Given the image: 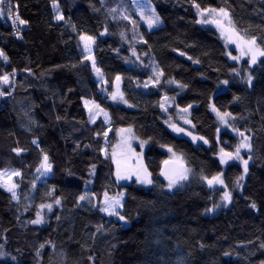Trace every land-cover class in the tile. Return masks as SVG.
Listing matches in <instances>:
<instances>
[{"label": "trees", "instance_id": "16d2710c", "mask_svg": "<svg viewBox=\"0 0 264 264\" xmlns=\"http://www.w3.org/2000/svg\"><path fill=\"white\" fill-rule=\"evenodd\" d=\"M9 1L8 11L25 23L0 21L7 56L0 77H9L0 81V173H19L15 198L0 182V264H264V57L254 66L234 63L199 14L225 9L234 33L264 50V0H149L162 22L155 30L131 0ZM85 35L96 40L99 72L112 87L120 82L128 106L111 101L112 87L104 93ZM153 67L161 82L145 90ZM169 91L174 109L192 108L188 129L203 141L198 146L169 130ZM85 101L111 115L110 123H91ZM212 107L230 129L222 131ZM126 129L148 146L150 187L114 178L111 155ZM240 133L252 141L240 155L246 173L239 159L221 163L224 152L235 157ZM168 148L189 177L175 190L160 176ZM45 156L52 175L39 180ZM221 172L223 187L213 188L209 181ZM124 193L123 220L103 213L106 195Z\"/></svg>", "mask_w": 264, "mask_h": 264}, {"label": "rangeland", "instance_id": "374dc122", "mask_svg": "<svg viewBox=\"0 0 264 264\" xmlns=\"http://www.w3.org/2000/svg\"><path fill=\"white\" fill-rule=\"evenodd\" d=\"M136 15L137 17H140L141 20L143 21L144 25L149 29V30H155L160 28V26L162 25L161 22V18L157 15V13L155 12L153 6L150 4L149 0H131ZM11 4L8 5V7H10ZM2 4L0 5V15H1V19L0 20H4L6 19L7 22H12L15 20V23L20 24L18 20H16L14 14L12 13V11H8V7L6 6L5 11L4 9L1 8ZM55 9V19L58 20L56 17L57 15L62 16L60 10L58 9V7L55 5L54 7ZM4 11V12H3ZM229 14V13H228ZM200 21L207 19L209 21L211 20H220L221 21V25L222 27H218L215 23H201L202 25H207L212 27L214 30H216L218 32V34L221 36L222 40L224 41V44L227 45L228 49H229V56L231 57H239V59H232V61L236 64L240 63L242 60H249L250 61V65L254 66L256 65L259 60H261L264 56H259L257 55L256 57V61L255 63L252 62L251 59V54L248 55H244L241 56V52L240 49L237 48V43H241V41H239L237 39V34L234 33L233 31V26L231 23V17L230 14L228 15L227 18H225L222 14L219 13V11L217 10L216 12H210V11H204V15L201 16L200 15ZM58 21H63V19H60ZM150 21H152V23H150ZM83 37H88V36H83ZM245 40V39H244ZM250 40V39H247ZM81 41L83 42V46H84V51H86V54L88 56V58L91 60L92 65H93V70L94 73L96 75L97 81H99V83H101L102 87H103V91L104 93L108 94L110 88L112 87V85L110 83L107 82V80L105 79L104 76L101 75V73L99 72V74L97 73L96 69H98V67L96 66L95 62H94V55H95V47H96V40H94L92 38V41L89 42V48L86 49L85 48V43L86 41L81 39ZM256 47L260 49L259 44L257 45L256 43ZM1 57V56H0ZM153 70V78L152 80H150L149 82L146 83V85H143L142 88L143 89H147L149 86L152 85H158L161 81H160V72L159 70H157L156 67L152 68ZM228 84L225 85L224 89H228ZM174 88H176L177 90H181L179 88H181L179 85L177 84H172V83H168L167 85V89L173 90ZM169 94H167L165 97V108H166V113L168 115V120H167V126L169 128V130L175 134V136L177 135L178 137L184 138V139H189L190 141H192L196 146H198L199 144L203 143V141L197 137L194 133H192L188 127L190 126V115H191V110L192 108H188V109H181L179 107H175L174 109V105L173 102L168 98V97H174L175 93L172 91L168 92ZM173 93V94H172ZM111 97V101H114L118 104H122L125 106H128V104L125 102L124 97H123V93L121 92L120 87H112L111 92L108 94ZM113 95H115V99H113ZM87 101L84 102L85 105V109L87 112V116H89L91 123H96L97 121H99L100 119H104L107 123H110L111 121V115H108V113L103 110L99 105H97L94 102L91 101ZM98 106V107H97ZM212 107V111H213ZM173 110V111H172ZM214 113H218V111H214ZM221 116V115H220ZM219 116L220 121L222 122V131L227 130L226 128H229L228 126V121H227V117L223 116V119H221ZM230 129V128H229ZM112 130H109L106 137H109V135H111ZM117 137V143H116V149L115 151L112 153L111 157L114 159V178L116 180V182L119 185H127V184H132V183H137L139 186L146 188V187H150L153 183V178L151 176V173L149 171V169L146 166V151L148 149L147 144L144 142H141L139 139H137V137L134 135L133 131H129L128 129L126 130H122L119 131L116 135ZM245 138H247L245 140ZM238 146L241 144V142H247L250 145V148H240V155L245 156L246 154L250 153L251 151V144L252 141H250V138L247 135H243V136H239L238 137ZM170 152V156H171V160L174 161H179L182 162V159L179 157V155H176L174 153V151L170 148L167 149ZM228 153V152H224L223 154V158L226 161L223 164H229L232 161L237 160L233 154V158L229 159L227 156H225L224 154ZM237 161H240L241 163H243L242 159H239ZM47 163H49V161H47ZM44 164V163H43ZM40 175H39V180H42L44 178H48V176L52 175L51 169L50 170H45V168L42 166L41 170H40ZM14 173H17L16 171H5L0 173V182L1 184L4 186V189L8 191V187H11L13 184H15V188L13 189L15 192V197L18 196V186L16 184V178L19 175H14ZM118 173L120 176H129V178L127 179H120L118 178ZM137 176L140 177V180L137 179ZM186 178L185 179H177L176 183L173 185V187H171V190H175L178 188V186L182 185L184 182H186L189 177H188V172L184 175ZM223 173L221 172L219 174V180L223 181ZM145 178L150 179L151 183H142L140 182L141 180H144ZM6 185V186H5ZM210 186H212L213 188H221L222 183L217 182L216 180H212V183L210 184ZM10 192V191H8ZM12 194V192H10ZM119 200L120 201V205H118L116 207V212L120 213V211L123 208V205L125 203V193L121 194V195H117V196H110V195H106L103 202V208H105L107 206L108 203L115 201V200ZM61 204L59 203H51L48 206H51L50 209L48 206H44L41 208L42 211L46 210H52L56 207H59ZM48 210V211H49ZM103 213H105L108 217L110 218H115V216L117 215H110L108 212L103 211ZM42 220L41 223L39 224H35L36 226L42 225L43 221H44V216L40 215L39 216Z\"/></svg>", "mask_w": 264, "mask_h": 264}, {"label": "snow or ice", "instance_id": "6c2138e0", "mask_svg": "<svg viewBox=\"0 0 264 264\" xmlns=\"http://www.w3.org/2000/svg\"><path fill=\"white\" fill-rule=\"evenodd\" d=\"M0 2H3V0H0ZM55 7V5H54ZM197 9H199V5H196ZM204 11H210V12H216L217 10L216 9H211V10H204ZM204 11H201L199 14L201 16L204 15ZM219 13L222 14L225 18L228 17V12L225 11V9L221 8L219 9ZM58 20L60 19H63V16H60V15H57L56 17ZM16 20H19V23L20 24H23L25 23L23 20H20L19 17L17 16L16 17ZM201 23H215L218 27H222L221 25V21L220 20H207V19H204V20H201L200 21ZM13 23H15V20L13 21ZM150 23H152V21H150ZM81 39L85 40L86 43H85V48L88 49L89 48V42L92 41V38L91 37H81ZM237 39L239 41H241V43H237V48L240 49V52H241V56H244V55H248V54H251V59H252V62L255 63L256 61V57L257 55L259 56H264V50H259L257 47H256V40L255 38L251 39V40H244L243 37H240V36H237ZM0 56H3L4 60H7V56H5L3 54V52H0ZM232 59H239V57H232ZM97 73L99 74V69H96ZM117 79H119V77H117ZM0 81H2L4 84H7L9 83V77L7 75L3 76V77H0ZM227 83V82H225ZM4 93L0 92V95H3ZM115 95H113V99H115ZM87 103V102H86ZM98 107V106H97ZM213 111H216L215 108H213ZM218 116H220V113H217ZM227 115V114H225ZM221 119H223V116H220ZM130 131V130H129ZM241 136H243L244 134L243 133H240ZM247 138H245L246 140ZM240 148H250V145L247 143V142H241V144L238 146L237 150H236V154H235V158L236 159H241L240 157ZM225 156H227L229 159L233 158L232 154L231 153H225L224 154ZM48 161V157L45 156L44 157V164L42 165L45 170H50L51 169V165L49 163H47ZM226 161L224 160V158L222 157L221 158V163H225ZM168 162L165 161V164H167ZM243 164H244V171L245 173L247 172V165H248V161L247 160H243ZM14 175H19V173H14ZM165 175H167L165 173ZM118 178L120 179H127L129 178V176H120L119 173H118ZM186 177L181 175L179 177V179H185ZM137 179L140 180V177L137 176ZM169 179V184H168V187L171 188L173 187V185L176 183V180L173 179L172 177H168ZM243 179V176L239 177L238 178V181L239 180H242ZM213 180H216L217 182H220L222 183L223 181L219 180L218 177H214ZM140 182L142 183H151V180L150 179H147L145 178L144 180H141ZM209 183L211 184L212 181H209ZM6 186V185H5ZM15 184H13L11 187H8V191L12 192V195H13V198H15V192H14V188H15ZM230 193L228 192H225L224 193V200L228 201L230 200ZM81 200L85 199V197L81 196L80 197ZM57 203H59V201H57ZM120 205V201L117 199L115 201H112L110 203L107 204V206L103 209H101L102 211H105V212H108L110 215H117L119 216V213L116 212V207ZM43 207V206H42ZM49 209L51 206H48ZM253 207H255V205H253ZM38 215V218L34 221H32V223H35V224H39L42 222L41 218L39 217V214ZM119 219L120 220H123L124 217L123 216H119Z\"/></svg>", "mask_w": 264, "mask_h": 264}, {"label": "water", "instance_id": "95a60500", "mask_svg": "<svg viewBox=\"0 0 264 264\" xmlns=\"http://www.w3.org/2000/svg\"><path fill=\"white\" fill-rule=\"evenodd\" d=\"M3 2H0V5ZM117 87L120 86V82L117 81ZM167 164H164L160 173V176L162 179L165 181H169L168 177H172L173 179L177 180L181 175H185L187 172V166L185 164L179 162V161H174V160H169L167 161ZM165 173L167 175H165Z\"/></svg>", "mask_w": 264, "mask_h": 264}, {"label": "built area", "instance_id": "2783aa9c", "mask_svg": "<svg viewBox=\"0 0 264 264\" xmlns=\"http://www.w3.org/2000/svg\"><path fill=\"white\" fill-rule=\"evenodd\" d=\"M9 4H11V2H10L9 0H3V3H2V7H1V8L4 9V11H5L6 6L8 7ZM8 8H9V7H8ZM7 10H8V9H7ZM4 11H3V12H4ZM0 17H1V15H0ZM0 19H1V18H0ZM0 21H1V20H0ZM14 24L19 28V25H20V24H17V23H14Z\"/></svg>", "mask_w": 264, "mask_h": 264}]
</instances>
